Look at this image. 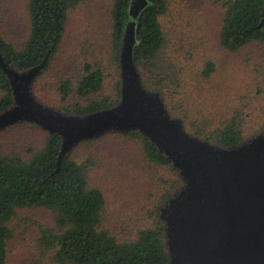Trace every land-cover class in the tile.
Here are the masks:
<instances>
[{
  "label": "rangeland",
  "instance_id": "obj_1",
  "mask_svg": "<svg viewBox=\"0 0 264 264\" xmlns=\"http://www.w3.org/2000/svg\"><path fill=\"white\" fill-rule=\"evenodd\" d=\"M224 1L165 0L166 12L160 18L165 46L158 62L161 70L170 69L164 74L172 78L163 83V92H150L160 95L168 114L182 121L188 135L205 134L236 117L246 142L264 131V48L252 43L230 53L221 47ZM112 2L85 0L68 12L63 39L31 86L38 103L64 114L75 103H87L75 94L85 64L104 76L102 91L90 100L115 98L121 77L119 60L117 68L113 59ZM0 5L2 36L19 50L29 32L27 0H0ZM206 63L215 66L209 78L202 76ZM62 81H69L72 91L63 102L58 91ZM45 137L38 128L11 125L0 131V154L28 159L42 148ZM71 158L85 166L88 185L103 194L101 229L118 241H132L139 230L151 229L162 220L166 204L162 194L171 187L173 176L168 168L148 162L136 139L109 133L78 144ZM8 227L6 264H59L54 251L40 244L43 231L54 228L49 210L18 209Z\"/></svg>",
  "mask_w": 264,
  "mask_h": 264
},
{
  "label": "trees",
  "instance_id": "obj_2",
  "mask_svg": "<svg viewBox=\"0 0 264 264\" xmlns=\"http://www.w3.org/2000/svg\"><path fill=\"white\" fill-rule=\"evenodd\" d=\"M145 1L146 5L137 19L134 63L136 70L141 73L143 87L148 91L163 92V83L172 78V74H164L170 69L165 66L161 70L158 62L165 46L160 18L166 12V3L165 0ZM83 2L85 0H27L29 32L19 50L2 36L0 5V55L5 64L17 72H23L45 62L39 73L41 75L63 39L68 12ZM131 2H112L111 41L117 68ZM263 6L264 0L223 2L224 13L218 41L224 50L234 53L252 43L264 48ZM214 69L212 63H206L202 76L209 78ZM103 83L102 72L85 64L75 94L88 101L85 104L75 103L64 112L83 116L114 107L120 100L119 81L116 83L114 99L103 97L90 100L102 91ZM58 91L60 100L65 101L72 92L70 82L62 81ZM0 93L2 113L13 105V94L1 67ZM170 113L173 114V110ZM21 124L40 129L32 123ZM43 132L46 137L42 148L28 159L19 155L0 154V264H6V246L11 238L8 223L16 210L32 207L45 208L53 215L54 228L43 231L40 244L54 251V260L59 264H169L164 222L159 220L153 228L139 230L132 241L125 242L118 241L108 231L101 229L105 206L103 194L88 185L86 168L71 158L72 151L59 161L60 136ZM117 134L136 139L148 162L169 169L173 182L169 190L166 189L162 194L163 203H168L183 185L178 170L141 133L132 131ZM192 136L223 149L235 148L245 141L241 123L236 117H231L218 129L205 134L195 131Z\"/></svg>",
  "mask_w": 264,
  "mask_h": 264
},
{
  "label": "water",
  "instance_id": "obj_3",
  "mask_svg": "<svg viewBox=\"0 0 264 264\" xmlns=\"http://www.w3.org/2000/svg\"><path fill=\"white\" fill-rule=\"evenodd\" d=\"M145 5L132 0L129 6L119 53L120 100L114 107L77 116L43 106L31 86L45 62L17 72L0 55L13 94V105L0 113V131L28 122L59 135V161L84 141L141 133L183 180L162 209L169 264H264V131L223 149L183 130L160 95L143 87L135 67L137 19Z\"/></svg>",
  "mask_w": 264,
  "mask_h": 264
}]
</instances>
